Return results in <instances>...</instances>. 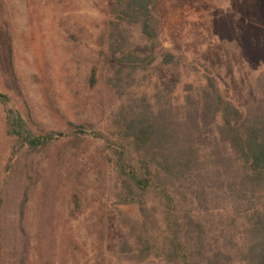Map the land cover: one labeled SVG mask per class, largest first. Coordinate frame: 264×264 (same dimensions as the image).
<instances>
[{"label":"trees","instance_id":"16d2710c","mask_svg":"<svg viewBox=\"0 0 264 264\" xmlns=\"http://www.w3.org/2000/svg\"><path fill=\"white\" fill-rule=\"evenodd\" d=\"M215 3L106 0L97 62L124 105L108 133L72 124L69 134L101 141L121 183L117 204L138 213L121 255L140 264H264V72L253 79L235 35L220 36ZM235 68L245 72H236L240 96ZM0 101L9 96L0 92ZM5 122L30 150L63 136L33 132L13 109ZM11 172L6 166L5 184Z\"/></svg>","mask_w":264,"mask_h":264},{"label":"rangeland","instance_id":"374dc122","mask_svg":"<svg viewBox=\"0 0 264 264\" xmlns=\"http://www.w3.org/2000/svg\"><path fill=\"white\" fill-rule=\"evenodd\" d=\"M106 9V0H0V92L9 96L0 101V264H140L121 255L138 213L117 204L121 183L101 141L69 134L72 124L108 133L124 105L97 62ZM211 11L220 36L235 35L243 46L253 79L263 73L264 0H216ZM185 14H177L179 24ZM93 67L97 83L90 87ZM237 71L245 73L229 74L240 96ZM9 109L35 133L63 136L38 150L21 146L7 134Z\"/></svg>","mask_w":264,"mask_h":264}]
</instances>
